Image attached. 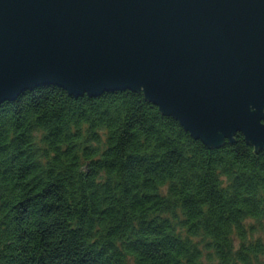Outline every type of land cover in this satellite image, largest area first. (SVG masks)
I'll use <instances>...</instances> for the list:
<instances>
[{
	"label": "trees",
	"instance_id": "obj_1",
	"mask_svg": "<svg viewBox=\"0 0 264 264\" xmlns=\"http://www.w3.org/2000/svg\"><path fill=\"white\" fill-rule=\"evenodd\" d=\"M233 142L206 150L141 94L21 95L0 106V264H258L264 152Z\"/></svg>",
	"mask_w": 264,
	"mask_h": 264
},
{
	"label": "water",
	"instance_id": "obj_2",
	"mask_svg": "<svg viewBox=\"0 0 264 264\" xmlns=\"http://www.w3.org/2000/svg\"><path fill=\"white\" fill-rule=\"evenodd\" d=\"M141 94L206 150L264 152V0H0V106Z\"/></svg>",
	"mask_w": 264,
	"mask_h": 264
},
{
	"label": "rangeland",
	"instance_id": "obj_3",
	"mask_svg": "<svg viewBox=\"0 0 264 264\" xmlns=\"http://www.w3.org/2000/svg\"><path fill=\"white\" fill-rule=\"evenodd\" d=\"M247 225H250V223ZM254 239H258V240L260 239L262 241V243L264 244V232L258 231L257 234H255ZM203 264H215V263H207V262L203 261ZM258 264H264V257L259 259Z\"/></svg>",
	"mask_w": 264,
	"mask_h": 264
}]
</instances>
